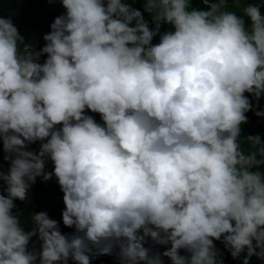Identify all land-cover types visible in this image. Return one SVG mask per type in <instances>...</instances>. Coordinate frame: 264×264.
I'll return each instance as SVG.
<instances>
[{
    "label": "clouds",
    "instance_id": "9594fccd",
    "mask_svg": "<svg viewBox=\"0 0 264 264\" xmlns=\"http://www.w3.org/2000/svg\"><path fill=\"white\" fill-rule=\"evenodd\" d=\"M58 2L38 51L0 15V264H224L215 241L264 264V138L242 136L264 117V0ZM37 178L74 232L47 211L26 230Z\"/></svg>",
    "mask_w": 264,
    "mask_h": 264
},
{
    "label": "trees",
    "instance_id": "16d2710c",
    "mask_svg": "<svg viewBox=\"0 0 264 264\" xmlns=\"http://www.w3.org/2000/svg\"><path fill=\"white\" fill-rule=\"evenodd\" d=\"M131 2V0H129ZM139 8L143 12L142 3H136L133 5ZM202 7V5H201ZM65 9L58 2L49 3L48 0H0V15L13 19L14 24L18 27L20 33L25 37V43H29L33 46L34 50H39L44 44V34L50 31V24L54 18L62 14ZM146 19L150 20V15L144 13ZM167 27V26H165ZM164 28H162V31ZM159 37L154 38L153 43L158 42ZM44 56L41 57V62L44 60ZM247 95V94H246ZM253 103L255 101L253 100ZM260 108H264V97L259 101ZM89 115H93L97 122H101V118L97 113L88 112ZM248 116V123L242 125V136L248 134H261L264 138V117H257L253 111L246 113ZM245 149L249 148V145L243 142ZM40 142H36L30 145L31 149L38 150ZM5 154L2 151V142H0V165L3 170L7 171L9 163L3 159ZM53 168L52 163H47ZM29 201L21 202L15 201L17 209L21 212V219L24 226L30 229L32 226L31 216L33 212L47 211L49 216L60 222V228L63 233H72L74 228H69L63 225L62 222V210L64 209L63 193L58 185L57 181L49 180L42 181L37 178L36 183L31 187L29 191ZM37 250L39 249V241L33 238ZM218 249L223 254L224 264H242L243 254L238 259H233L230 252L225 249L224 244L220 241H215ZM147 247H151L156 251V245L152 241H148ZM118 249H114L112 254L98 255L92 259L91 264H122L118 257ZM69 264H75L74 261L69 260ZM250 264H262L261 260L256 256H253L250 260Z\"/></svg>",
    "mask_w": 264,
    "mask_h": 264
},
{
    "label": "rangeland",
    "instance_id": "374dc122",
    "mask_svg": "<svg viewBox=\"0 0 264 264\" xmlns=\"http://www.w3.org/2000/svg\"><path fill=\"white\" fill-rule=\"evenodd\" d=\"M263 136H264V135H263ZM46 170H47V171H51V170H49V167H46ZM52 179L57 180L55 176H53ZM149 241H151V240L149 239ZM155 247H156V251L163 252L166 246L156 245ZM181 254H186V253L184 252V250H181ZM164 261H165V264H171L170 259L167 258V257H164ZM121 263H122V262H121Z\"/></svg>",
    "mask_w": 264,
    "mask_h": 264
}]
</instances>
